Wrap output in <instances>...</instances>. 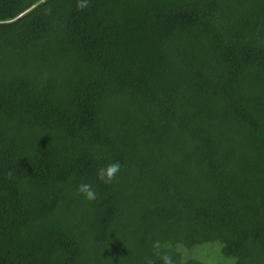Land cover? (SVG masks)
I'll use <instances>...</instances> for the list:
<instances>
[{
  "label": "trees",
  "instance_id": "obj_1",
  "mask_svg": "<svg viewBox=\"0 0 264 264\" xmlns=\"http://www.w3.org/2000/svg\"><path fill=\"white\" fill-rule=\"evenodd\" d=\"M80 3L0 0V264H264V0Z\"/></svg>",
  "mask_w": 264,
  "mask_h": 264
},
{
  "label": "clouds",
  "instance_id": "obj_2",
  "mask_svg": "<svg viewBox=\"0 0 264 264\" xmlns=\"http://www.w3.org/2000/svg\"><path fill=\"white\" fill-rule=\"evenodd\" d=\"M80 8H84L87 6V0H81V3L78 5ZM121 164L119 162H113L108 164L106 167H102L97 171V177L100 181L105 183H111L120 172ZM77 195H83L87 200H95L97 197V193L94 190L93 186L90 183H81L77 190ZM156 249L158 250L161 245L159 242L156 244ZM163 264H173L171 258L167 255L162 257Z\"/></svg>",
  "mask_w": 264,
  "mask_h": 264
},
{
  "label": "rangeland",
  "instance_id": "obj_3",
  "mask_svg": "<svg viewBox=\"0 0 264 264\" xmlns=\"http://www.w3.org/2000/svg\"><path fill=\"white\" fill-rule=\"evenodd\" d=\"M204 247H207V248L203 250V251H205V254H202V255H201L203 258L206 257V254H207L209 251H212V250L215 249V248L213 247V245H206V246H204ZM213 261H214V262H212L211 264H227V263H225V262H223V261H220V260H216V261H215V259H214ZM229 264H231V263H229Z\"/></svg>",
  "mask_w": 264,
  "mask_h": 264
}]
</instances>
